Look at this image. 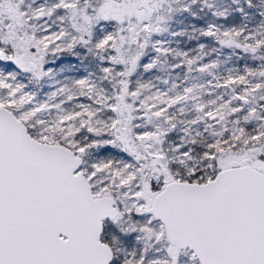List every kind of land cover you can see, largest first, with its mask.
<instances>
[{"label": "snow or ice", "instance_id": "1", "mask_svg": "<svg viewBox=\"0 0 264 264\" xmlns=\"http://www.w3.org/2000/svg\"><path fill=\"white\" fill-rule=\"evenodd\" d=\"M0 264H264V0H0Z\"/></svg>", "mask_w": 264, "mask_h": 264}]
</instances>
